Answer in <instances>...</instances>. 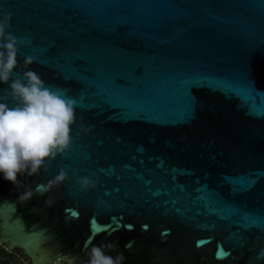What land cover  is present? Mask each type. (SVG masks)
Here are the masks:
<instances>
[{
    "label": "water",
    "instance_id": "obj_1",
    "mask_svg": "<svg viewBox=\"0 0 264 264\" xmlns=\"http://www.w3.org/2000/svg\"><path fill=\"white\" fill-rule=\"evenodd\" d=\"M0 5V15L14 14L9 31L21 38V62L36 56L30 67L78 101L71 151L19 177L20 186L0 175V204L16 205L0 217L7 251L28 264L61 256L82 264L93 245L112 241L125 264H264V230L234 228L235 209L224 203L264 206V118L234 85L246 80L264 95V0ZM81 125L94 127L83 133ZM61 167L68 179L19 200L28 187L43 191ZM93 172L96 187L82 189L78 179Z\"/></svg>",
    "mask_w": 264,
    "mask_h": 264
},
{
    "label": "clouds",
    "instance_id": "obj_2",
    "mask_svg": "<svg viewBox=\"0 0 264 264\" xmlns=\"http://www.w3.org/2000/svg\"><path fill=\"white\" fill-rule=\"evenodd\" d=\"M13 15L12 12L0 15V84L7 86L6 91L0 94V175L20 186L19 177L37 175L49 161L71 147L78 101L67 95L66 89L49 86L41 74L30 67L36 63V56L26 55L21 62V38L9 31ZM24 42L32 43L30 38ZM21 64L25 70L14 78L13 73L20 70ZM93 127L80 126L83 133L91 132ZM97 176L98 173L93 172L90 176L80 177L78 183L82 189L96 187L97 180L93 177ZM68 178L69 172L61 167L43 191L28 187L19 200L25 202L37 193L44 195ZM7 206L0 204V217L8 209H11V214L15 212V202H7ZM90 242L91 238L87 243ZM131 243L125 247L130 248ZM113 251L117 254L112 255ZM86 255L87 259L82 264H125L127 261L125 252L119 251V245L112 241L93 245ZM63 260V256L59 257L56 264H62ZM75 261V257L70 258V264H75Z\"/></svg>",
    "mask_w": 264,
    "mask_h": 264
},
{
    "label": "snow or ice",
    "instance_id": "obj_3",
    "mask_svg": "<svg viewBox=\"0 0 264 264\" xmlns=\"http://www.w3.org/2000/svg\"><path fill=\"white\" fill-rule=\"evenodd\" d=\"M52 53L54 54L56 49L55 47L51 50ZM75 67L77 68L78 71H80L82 73V75H90V73L87 72V70L82 67V65L84 64L83 61H75L74 62ZM81 85V91H84L85 89V85L82 81H78ZM116 85H119L121 83H123L121 80L116 79L114 82ZM235 87L241 89V94H236L237 96H240L244 99V101L246 103H251V114L259 117V118H264V95H257L255 92V89H251L249 88V81L246 80H241V81H236L234 82ZM257 97H259V104L257 103ZM194 104L195 101L193 100L192 102V107H193V112H194ZM108 107H112L111 105H108ZM114 109V108H113ZM74 142L72 141V145L71 147L66 150L64 153L71 151L72 147H73ZM125 167H130V164H125ZM107 169H111L113 171H116V167L113 165ZM247 175V174H246ZM259 182V181H258ZM258 182L254 185H252L251 187H249L247 190L244 191H240L238 193H246L251 191L257 184ZM149 183H151L149 181ZM231 185V192H233L234 190V185H232L231 183H229ZM224 203L225 206L227 207H231L233 209H235L234 213H233V217H231L230 219H237L239 220L238 223L234 224L233 227L236 228L239 231L245 232V231H252L253 229H256L258 231L264 230V206L261 207H253V208H242L240 206H238L237 204H235L234 202L224 198ZM179 211V210H177ZM78 215V213L76 214ZM220 219H225L224 217H220ZM93 224H95V221H93ZM128 228H132L133 226L131 224L127 225ZM145 228H147V225L144 226ZM220 250H222V252L218 251L217 253V257L218 258H224L226 256H228L230 253L225 252L223 250V247L221 246Z\"/></svg>",
    "mask_w": 264,
    "mask_h": 264
},
{
    "label": "trees",
    "instance_id": "obj_4",
    "mask_svg": "<svg viewBox=\"0 0 264 264\" xmlns=\"http://www.w3.org/2000/svg\"><path fill=\"white\" fill-rule=\"evenodd\" d=\"M11 253L5 251L4 249L1 248V244H0V264H10L11 262H9V257Z\"/></svg>",
    "mask_w": 264,
    "mask_h": 264
},
{
    "label": "rangeland",
    "instance_id": "obj_5",
    "mask_svg": "<svg viewBox=\"0 0 264 264\" xmlns=\"http://www.w3.org/2000/svg\"><path fill=\"white\" fill-rule=\"evenodd\" d=\"M13 252V251H12ZM14 254L12 255V257H9L11 262L10 264H28L27 261L21 257L19 254H15V252H13Z\"/></svg>",
    "mask_w": 264,
    "mask_h": 264
},
{
    "label": "flooded vegetation",
    "instance_id": "obj_6",
    "mask_svg": "<svg viewBox=\"0 0 264 264\" xmlns=\"http://www.w3.org/2000/svg\"><path fill=\"white\" fill-rule=\"evenodd\" d=\"M1 248L4 249L5 251H7L6 248H5L3 245H1ZM7 252H9V251H7ZM10 253H11V255H10V254H9V255H10V257H12V255H13L14 253H13V252H10ZM15 254H17V253H15ZM9 260H10V259H9Z\"/></svg>",
    "mask_w": 264,
    "mask_h": 264
}]
</instances>
